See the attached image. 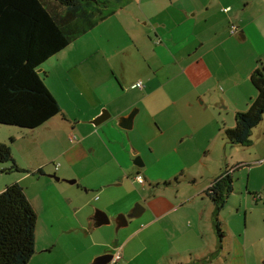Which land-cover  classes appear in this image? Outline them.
<instances>
[{
  "label": "crops",
  "instance_id": "obj_1",
  "mask_svg": "<svg viewBox=\"0 0 264 264\" xmlns=\"http://www.w3.org/2000/svg\"><path fill=\"white\" fill-rule=\"evenodd\" d=\"M144 2L155 5L157 0L128 1L111 15L118 24L112 31V61L104 47L80 40L89 31L50 57L41 77L61 112L35 129L8 133L14 162L31 171L0 164V192L19 183L36 213L35 251L27 264H90L117 247L118 264H244L238 252L245 250L246 241L233 239L231 248L224 239L219 243L218 218L205 191L225 170L219 157L229 144L224 129L234 126L235 113L246 110L257 94L250 74L258 62L264 63V0H196L199 5L184 4L168 16L145 12ZM216 6L226 21L213 28ZM138 26L149 31L133 36L131 30ZM120 30L133 42L138 61L128 63L122 56L127 47L117 39ZM101 53L103 60H96ZM132 67L135 71L127 77ZM137 80L143 88L133 86ZM133 108L129 142L147 143L149 149L144 154L136 145L143 162L137 169L128 161L126 142L116 144L101 134L104 127L122 133L117 119ZM102 109L109 121L89 123ZM2 136L0 142H5ZM251 137L252 145L264 143V123ZM37 169L43 173L36 175ZM158 169L162 173L156 174ZM137 174L143 183L135 181ZM128 177L147 185L134 197L142 200L143 210L136 228L113 238V218L132 209L114 208L107 189ZM63 179L75 182L62 186ZM37 183L51 190L42 194L33 189ZM96 209L110 222L92 228ZM100 227L105 230L95 241L93 231ZM156 244L165 247L160 257L148 253Z\"/></svg>",
  "mask_w": 264,
  "mask_h": 264
},
{
  "label": "trees",
  "instance_id": "obj_2",
  "mask_svg": "<svg viewBox=\"0 0 264 264\" xmlns=\"http://www.w3.org/2000/svg\"><path fill=\"white\" fill-rule=\"evenodd\" d=\"M107 1L0 0V125L35 129L61 112L37 70L128 2L116 0L114 6ZM258 63L250 74L257 94L246 110L235 113L234 126L224 129L228 143L250 145L252 130L263 119L264 63ZM7 162L10 170L31 172L19 168L11 146L0 142V164ZM232 191L233 178L228 173L206 189L216 217ZM215 225L220 243L223 232L218 221ZM35 226L36 213L23 187L16 182L7 185L0 192V264L28 263L35 251Z\"/></svg>",
  "mask_w": 264,
  "mask_h": 264
},
{
  "label": "rangeland",
  "instance_id": "obj_3",
  "mask_svg": "<svg viewBox=\"0 0 264 264\" xmlns=\"http://www.w3.org/2000/svg\"><path fill=\"white\" fill-rule=\"evenodd\" d=\"M123 1V0H122ZM126 0H124L125 2ZM129 3L135 2L136 0H128ZM196 0H157L155 5L154 2L146 3L142 6V9H145V12H149L151 14L154 13H161L162 16H168V13L172 14V11H176L177 9H181L184 4L191 6L194 4L199 5ZM108 5L116 6V0H108ZM123 2V3H124ZM203 2V1H202ZM111 7V6H110ZM136 7V6H135ZM222 7V6H221ZM192 9V8H191ZM215 10L219 13L213 16L211 24L213 28H217V24H222V22L226 21V13H222L219 10V7L216 6ZM152 11V12H151ZM191 11V10H190ZM194 11V10H192ZM147 12V13H148ZM148 22V27H151ZM143 28L138 26L137 31L131 30L133 33L132 35H139L142 30L149 31V28ZM118 29V24L112 19V16L104 19L103 21L99 22L89 33H87L86 37H83L82 40L85 46H96L100 45L105 48L106 57H110L112 61V31H116ZM115 35V33H114ZM131 35V34H130ZM130 37V36H129ZM117 39L120 40L126 47V52L122 56L126 57L128 63H132L133 61H138L137 53H134L133 42L124 35V33L120 30L117 34ZM116 39V41H117ZM81 41V42H82ZM75 44V43H74ZM131 46V48H129ZM99 55L96 60H103ZM95 57V56H94ZM48 63H43L38 69H46ZM135 68L132 67L131 69H127V77L133 75ZM111 74L110 71L107 72V76ZM42 75V72H41ZM112 77V75H110ZM135 109V108H134ZM106 110V109H105ZM133 110V109H132ZM107 111V110H106ZM109 120L102 122L105 124ZM264 123V122H263ZM263 123L259 124L258 126L253 128V132L257 133ZM111 125V123H109ZM119 128V127H118ZM21 129L16 126L12 125H0V133L3 134L2 139L5 143L11 144V138L8 136L9 132L18 133ZM122 133H119L117 130H112L110 127H104V130L101 131V134L105 137L109 138L110 141H115L116 144H120L121 142H126L128 145V152L129 157L128 161L131 166L137 169V166L133 163L135 159V155H133L132 150L140 151L136 145H131L129 142L130 135H127L128 132L131 134V130H123L120 129ZM254 136V135H253ZM252 138V137H251ZM252 141V139H251ZM13 145V144H11ZM139 145V146H138ZM138 147H140L143 153H147L149 151L147 143L138 142ZM111 146V145H110ZM56 152L55 149L51 151V154ZM141 159L142 157L137 154ZM220 160L222 161V167L224 172L222 174H230L233 178V191L230 193L229 197L227 198L226 203L224 206L218 211L217 218L218 224L220 229L223 232L224 241L226 245L231 248L232 240L235 239L237 241L245 242L246 247L245 250H241V253L238 252V255L244 261H247L248 264H264V143H260L257 145H247V146H240L235 144H228L226 150L223 148L220 149L219 154ZM224 160L227 164L223 166ZM54 162V161H53ZM57 163V162H55ZM124 163V162H123ZM4 164V163H3ZM53 166L51 163L45 166V169H50ZM226 166V167H225ZM152 171L151 173H153ZM162 173L159 169L157 170L156 174ZM36 175H38L36 173ZM43 178V177H42ZM37 180V178L35 179ZM44 180H51V179H44ZM37 182V181H36ZM61 184L62 186H67L69 183L63 181ZM76 186V185H73ZM147 188L146 184H138L133 182L132 177L125 178L123 184H113L112 186L108 187L107 191L109 197L112 196L115 198V206L114 208H130L133 209L136 204L142 205L141 201L134 200L135 194L140 193L142 191V187ZM33 189L37 191H42V194L51 190V187L45 185L43 183H37L36 187ZM105 191V192H107ZM140 217H132L130 221L132 223L125 228L120 229L117 233H115V224L113 223L111 230H112V237H122L124 232H129V230H133L136 228V223H134ZM105 227H100L99 229L94 230L96 232L94 235V240L98 241L100 239L99 233ZM105 230V229H104ZM71 237H75L70 235ZM99 238V239H98ZM160 246V244H156L153 247L149 248L148 253L158 255L159 257L165 252V247ZM178 249L181 248L180 245L176 246ZM112 254L114 253L115 248H112ZM138 252L140 251V246H138ZM168 256V255H167ZM232 257V251H230L229 260ZM153 264H157L155 261H151ZM165 264V262L163 263Z\"/></svg>",
  "mask_w": 264,
  "mask_h": 264
},
{
  "label": "water",
  "instance_id": "obj_4",
  "mask_svg": "<svg viewBox=\"0 0 264 264\" xmlns=\"http://www.w3.org/2000/svg\"><path fill=\"white\" fill-rule=\"evenodd\" d=\"M37 71L41 72V69H38ZM136 111H137V109L133 108V110H131L127 115L120 116L117 119L118 126L123 128V129H126V130L131 129L133 127V119L136 115ZM109 117H110V114L108 113V111H106L105 109H102L98 115H96L93 119H91L89 121V123L97 126V125L101 124L102 122L108 120ZM132 153H133V155H135V159H134L133 163L138 167L142 166L143 162H142L141 158L137 155L138 152L135 150H132ZM47 176H49L55 180H60V178L58 176H56L55 174H47ZM63 180L68 182V183H74L75 182V179H63ZM142 210H143L142 206L136 204L129 214L118 213L113 218V222L115 224V233H117L120 228L128 225V217H137L141 214ZM109 222H110V219L102 210H100V209L95 210V212L93 214V226H92V228L108 224ZM111 258H112L111 253L100 254V255L96 256L90 264H108L109 261L111 260Z\"/></svg>",
  "mask_w": 264,
  "mask_h": 264
},
{
  "label": "built area",
  "instance_id": "obj_5",
  "mask_svg": "<svg viewBox=\"0 0 264 264\" xmlns=\"http://www.w3.org/2000/svg\"><path fill=\"white\" fill-rule=\"evenodd\" d=\"M224 11H227V8H224L223 9ZM230 33L231 34H235L237 33V27L235 25H232L230 27ZM134 87L136 88H143V82L141 80H137L134 85ZM58 168V164H55L54 165V169L57 170ZM135 181H137L138 183H143L144 182V178L142 175L140 174H137L135 177H134ZM121 260V247H117L115 250H114V253L112 254V258L111 260L109 261L108 264H118V262Z\"/></svg>",
  "mask_w": 264,
  "mask_h": 264
}]
</instances>
